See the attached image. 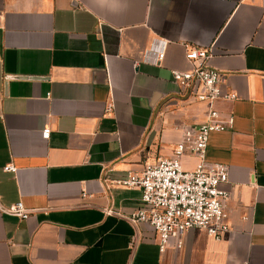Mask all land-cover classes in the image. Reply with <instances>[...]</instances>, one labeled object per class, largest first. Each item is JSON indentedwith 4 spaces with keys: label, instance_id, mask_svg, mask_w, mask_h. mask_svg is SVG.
<instances>
[{
    "label": "crops",
    "instance_id": "obj_1",
    "mask_svg": "<svg viewBox=\"0 0 264 264\" xmlns=\"http://www.w3.org/2000/svg\"><path fill=\"white\" fill-rule=\"evenodd\" d=\"M154 39L160 65L143 59ZM185 46L211 51L237 95L215 104L234 124L206 156L229 167V233L192 230L162 254L127 220L140 189L112 182L207 121L172 80L190 69ZM19 202L27 220L6 212ZM0 264H264V0H0Z\"/></svg>",
    "mask_w": 264,
    "mask_h": 264
},
{
    "label": "built area",
    "instance_id": "obj_2",
    "mask_svg": "<svg viewBox=\"0 0 264 264\" xmlns=\"http://www.w3.org/2000/svg\"><path fill=\"white\" fill-rule=\"evenodd\" d=\"M166 47L165 41L154 39L144 54V61L160 65L165 58ZM185 47L190 69L172 71V80L186 92L188 99L209 105L207 121L197 128L183 131L182 140L176 145L172 157L147 165L139 174H129L112 182L114 187L140 189L142 207L127 220L134 226L150 225L158 236L162 254L172 246L181 249L184 236L192 230L204 231L216 241H221L229 233L225 209L231 196L225 188L229 182V167L209 164L206 156L211 134L228 131L234 124L233 117H222L215 104L235 101L237 95L223 90L222 73L210 65L211 51ZM50 133V129H45L43 139L48 140ZM187 153L198 159L193 170L184 167ZM4 170L16 171L12 166ZM6 212L22 220L30 216L22 202L6 209Z\"/></svg>",
    "mask_w": 264,
    "mask_h": 264
}]
</instances>
